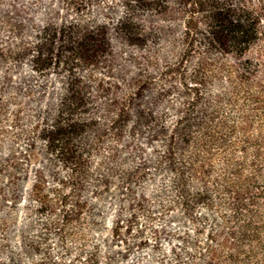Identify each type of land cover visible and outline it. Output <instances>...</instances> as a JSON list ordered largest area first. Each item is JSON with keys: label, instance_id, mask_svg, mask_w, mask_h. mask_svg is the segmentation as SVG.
I'll list each match as a JSON object with an SVG mask.
<instances>
[{"label": "trees", "instance_id": "1", "mask_svg": "<svg viewBox=\"0 0 264 264\" xmlns=\"http://www.w3.org/2000/svg\"><path fill=\"white\" fill-rule=\"evenodd\" d=\"M102 244L264 264V0H0V264Z\"/></svg>", "mask_w": 264, "mask_h": 264}, {"label": "rangeland", "instance_id": "2", "mask_svg": "<svg viewBox=\"0 0 264 264\" xmlns=\"http://www.w3.org/2000/svg\"><path fill=\"white\" fill-rule=\"evenodd\" d=\"M99 17L100 18H104L105 17V15L102 13L101 15H99ZM112 17H114V19H116L117 17H118V12H116V14L115 15H112ZM112 37V45H113V47L115 48V49H117L118 47H119V45H118V43H119V38H117L115 35H112L111 36ZM133 52H135V50H132ZM7 79H9V78H11V79H13L14 77L12 76V75H6L5 76ZM106 218L107 219H110V221H111V215L110 214H108V215H106ZM112 229V226H111V222L109 223V225H106V227H105V230H103V231H105V233L107 234V235H110L111 234V232H110V230ZM103 231H102V234H103ZM100 240L101 241H103L102 239H101V237H100ZM100 241V242H101ZM101 251H100V253H99V255H100V264H109V260L107 259V251H106V249H105V247H104V245L102 244V246H101Z\"/></svg>", "mask_w": 264, "mask_h": 264}]
</instances>
